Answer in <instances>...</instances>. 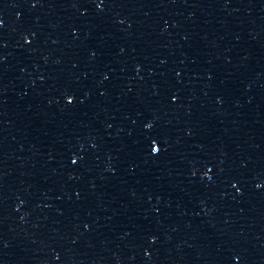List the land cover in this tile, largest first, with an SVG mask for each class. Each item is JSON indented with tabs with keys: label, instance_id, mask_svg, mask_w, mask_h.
<instances>
[{
	"label": "water",
	"instance_id": "obj_1",
	"mask_svg": "<svg viewBox=\"0 0 264 264\" xmlns=\"http://www.w3.org/2000/svg\"><path fill=\"white\" fill-rule=\"evenodd\" d=\"M98 2L0 0V264H264V0Z\"/></svg>",
	"mask_w": 264,
	"mask_h": 264
},
{
	"label": "snow or ice",
	"instance_id": "obj_2",
	"mask_svg": "<svg viewBox=\"0 0 264 264\" xmlns=\"http://www.w3.org/2000/svg\"><path fill=\"white\" fill-rule=\"evenodd\" d=\"M104 5V0H99V2L97 3V7L98 8H100V7H102ZM0 23H2V22H0ZM28 38L27 37H25V40H27ZM67 99H68V101L69 102H72L74 99H75V97L73 96V95H71V94H69L68 96H67ZM172 99L173 100H175V99H177V97L176 96H173L172 97ZM153 125L151 124V123H146L145 125H144V127L145 128H151ZM150 151H151V153H153V154H158L159 153V151H160V145H159V141H158V139H153L152 141H151V148H150ZM78 160H79V157H73L72 158V163L73 164H76L77 162H78ZM193 175H195V173H193ZM203 175L204 176H206V177H209V173L207 172V171H205L204 173H203ZM211 177H209V179H210ZM236 185H235V183L233 184V187H235ZM258 188L259 187H261V186H264V185H260V184H257L256 185ZM237 191H239V189H237ZM86 227H87V225H86ZM152 239L153 240H155V237H152ZM57 259H58V257H57Z\"/></svg>",
	"mask_w": 264,
	"mask_h": 264
}]
</instances>
